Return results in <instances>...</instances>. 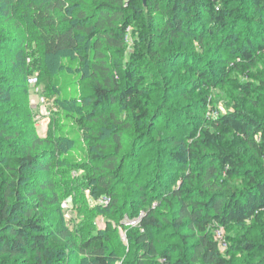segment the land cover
Masks as SVG:
<instances>
[{
  "label": "trees",
  "instance_id": "1",
  "mask_svg": "<svg viewBox=\"0 0 264 264\" xmlns=\"http://www.w3.org/2000/svg\"><path fill=\"white\" fill-rule=\"evenodd\" d=\"M151 1L156 55L166 42L192 31L200 43L208 36L215 37L218 49L227 45L234 47L232 68H218L217 71L214 64L210 67L215 68L213 72L203 69L194 72L191 68L188 89L195 93L202 87L200 82L210 81L211 73L217 72L223 89L230 93L231 110L218 117H208L204 112L207 100L201 98L200 112L191 116L198 120L199 132L192 129L180 137L172 135L171 122L165 120L164 129L169 135L158 134L149 142L159 145L157 155L150 161L144 157L139 163L133 158L129 160L127 132L131 131L134 136L132 148L137 145V138L145 137L142 133L146 129L150 131L151 104L144 101L140 86L144 78L140 76L136 81L132 70L139 54L133 56L127 69L122 67L127 55L128 29L132 26L133 32L141 34L147 25L144 0H78L77 3L35 0L29 5L31 25L44 54H79L65 61V70L55 78L54 86L65 94V102L71 97L77 100L75 96L82 93L79 87L84 78L82 70L91 72L88 84L92 87L93 101L88 116L98 113L96 117L90 116L92 122L108 125L110 136L106 138L96 128H90L89 134L86 119L68 113L62 119L67 125L58 124L55 140L36 139L33 145L35 148L54 146L61 140L78 146L79 153L74 154L73 160L94 165L95 177L90 182L97 201L102 197H115L116 187L122 183V174L126 171L134 176L139 164L157 165L158 168L152 170L155 177L145 174L146 183L140 185L138 171L135 183L140 188L141 202L155 201L165 211L144 207L140 225L127 228V244L135 253L132 260H124L123 264H229L228 257L232 253L247 256L258 248L250 239V233L264 226V168L258 171L242 158L246 151L250 152L264 167V70L260 68V61L264 60V0H249L263 37L259 44L241 37L229 43L233 25L239 20L240 0ZM0 3L6 6V12L15 10L13 0H0ZM8 48L0 34V68ZM230 82L235 83L232 89ZM3 92L4 88L0 87L1 97ZM116 107L120 108V115L117 111L114 113ZM2 135L0 131V264H63L65 251H77L86 264L119 262L122 256L107 253L102 234H92L79 241L60 215L51 231L44 226L39 216L40 206L24 199L25 189L28 176L38 164L48 173L58 166L59 156L51 151L48 162L39 163L40 155L30 151L23 155L15 153L13 145ZM148 147H140L133 157L145 156ZM163 182H179L180 185L167 190L169 185L164 187ZM158 186L161 189L155 193L150 191ZM52 190L54 192L53 187ZM147 190L149 194L145 193ZM161 191L169 193L171 198L164 200ZM38 198L43 199L42 195ZM114 209L119 213L117 207ZM56 210L60 212L59 206ZM164 217L165 224L162 223ZM235 228L247 230L239 239H233L223 252L214 231L227 229L232 232ZM168 229H171L172 241L169 242L172 243L160 240V235ZM106 230L114 232L111 223H107ZM260 250L264 251V246ZM260 259L258 264H264V256ZM19 260L21 262L17 263Z\"/></svg>",
  "mask_w": 264,
  "mask_h": 264
},
{
  "label": "rangeland",
  "instance_id": "2",
  "mask_svg": "<svg viewBox=\"0 0 264 264\" xmlns=\"http://www.w3.org/2000/svg\"><path fill=\"white\" fill-rule=\"evenodd\" d=\"M34 2L35 0H13L15 10L11 12H6V6L0 3V34L4 36L9 46L5 52L4 65L0 68V87L5 90L3 97L0 96V131L3 133L2 138L8 144L13 145L15 153L23 155L30 151L34 155H40L39 163L41 161L47 163L49 160L47 157L51 151L59 156L58 166L48 173L38 164L32 175L28 176V184L25 189L24 199L36 207L40 206L39 216L42 217L44 226L51 231L60 215L63 217L66 227L75 234L79 241L88 239L92 234H102L106 239L107 253L122 256L121 260L115 264H123L122 261L124 260L125 262L132 260L135 253L133 252L134 249L127 244V240L121 239L123 232L127 230V224L125 223L141 216L144 207L151 208L152 206L158 211H165L163 207H158L155 201H149L146 204L141 202L138 193L140 188L135 183V179L137 180L135 174H138V171H140L141 177L137 182L141 185L146 183L145 174H151L155 177L153 172L158 167L154 163L147 166V162H145L139 164L140 169L135 168L134 176H130L129 171H126L122 174V183L116 187L115 197L111 196L106 202L97 201L93 195L95 189L90 182V179L95 177L94 165L86 163L87 161L77 162L73 160L74 154L79 153L78 146L75 145V147L70 142L59 140L56 141L54 146L39 145L37 148L34 147L33 144L36 139L51 142L55 140L54 134L57 131L58 124L61 123V126L67 125V122L62 119L68 113L77 117H84L86 124H88L87 128L89 129L87 131L89 134L90 128H96L106 138L110 136L108 125H104L102 122L98 124L92 122L90 116L96 117L98 113L88 116V113L92 112L93 101L91 98L92 87L88 84L92 78L91 72L87 73L86 69L82 70L84 78L79 85L82 93L75 96V98H78L77 100L71 99L73 98L71 97L65 102V94H61V90L54 86L55 78L62 70H65L63 68L65 61L76 58L79 54L72 52L56 56H46L44 54L43 47L39 45L36 38V30L31 25L29 5ZM67 2L77 3L78 0H67ZM240 3L242 7L239 20L233 25L234 32L229 43L241 37L259 44L263 41V37L251 2L240 0ZM143 4L146 10L144 17L147 20L146 28L139 34L133 32V27L130 26L125 37L127 55L122 60V67L127 69L133 60V56L139 54V57L135 60V68L132 67V70L135 73L134 78L136 81L140 79V76L144 78L140 85L144 101L151 104L150 131L146 129L142 133L145 134V137L136 139L137 145L132 147H135L133 150L130 147L134 141V136L131 131L127 132L129 134V146L126 155L130 157L129 160L134 159L135 163L141 162L144 157L147 159L146 161H150V158L157 155L159 149H156L159 145L149 142L154 140L158 134L163 137L169 135L164 129L165 120H167V123L171 122L170 128H173V131L170 134L172 135L180 137L183 132L192 129L194 132H199V129L197 130L198 120L191 116L196 111V113L200 112L199 109L202 107L203 102L201 98L207 100L208 107L204 109V112L208 117H218L221 114H227L231 110L230 93H226L223 89L220 83L221 78L217 72L211 73L210 81L200 82L202 87L196 89L195 93L189 92L188 89L191 85V68L194 69V72L202 69L210 72L215 68L218 71V68H232L234 62L233 46L227 45L223 49L221 47L218 49L215 37L210 39L207 38L208 36L204 43H200L193 31L182 35L178 39L166 42L159 50L160 54L156 55L154 52L157 47V39L152 35L154 34L153 31H156L151 17L153 11L152 1L145 0ZM137 45H139V48H137ZM257 56L259 57L258 54ZM260 62V68L264 70V60L261 59ZM211 64H214V69L210 68ZM35 74L39 76L40 82L38 86L31 88L28 86L27 80L29 76ZM244 79L242 78L243 81ZM230 84L232 89V84L235 83L230 82ZM41 97L45 98L44 103L41 102ZM247 109L254 111L251 107H247ZM115 111L120 115L119 107H116L114 113ZM257 114L260 113L257 112ZM85 142L86 140L83 139L82 143L85 144ZM144 145H149L146 155L142 154L137 159L133 157L135 151ZM232 151L236 152L234 148H232ZM242 158L258 171L263 170V163L259 162V159L252 153L246 151ZM129 162L131 163V161ZM127 164L129 166V163ZM166 169L162 168L164 171ZM172 171L178 173L176 170ZM172 183L163 182L164 187L169 185L166 188L167 190H172L180 185L179 182ZM43 184L48 185V188H45ZM52 187L54 192H52ZM158 188L161 189L158 186L153 187L150 191L155 193ZM162 191L161 194L164 200L170 197L169 193ZM29 192L33 193L29 194ZM145 193L149 194V190ZM38 195H42L43 199L40 200ZM57 206H59L60 212L56 210ZM116 207L117 210L119 209V213L115 212L114 208ZM107 223H111L114 232L110 233L106 230ZM162 223L165 224V217L162 218ZM245 230L235 228L232 229V232H228L227 229H217L214 234L224 252L229 248V243L233 239H239L245 233ZM170 232L171 229L164 231L160 235V240L172 241L170 240ZM250 239L253 243H256L258 248L247 256H238L232 253L228 257L229 264H258L260 262V258L264 256V251L260 250V247L264 246V226L252 230ZM63 257V264H86L85 258L80 256L77 251H65Z\"/></svg>",
  "mask_w": 264,
  "mask_h": 264
},
{
  "label": "built area",
  "instance_id": "3",
  "mask_svg": "<svg viewBox=\"0 0 264 264\" xmlns=\"http://www.w3.org/2000/svg\"><path fill=\"white\" fill-rule=\"evenodd\" d=\"M28 86L31 88H35L36 86H38L40 79L39 76L37 74L29 76L28 80ZM41 102L44 103L45 102V98L41 97ZM109 198L107 197H102V199L100 201H108ZM143 217V214H141V216H138L135 220H130L129 222L125 223L127 224V228H135L138 227L140 225L141 219ZM124 223V222H123ZM127 231L123 232L122 234V239H124V241L127 240Z\"/></svg>",
  "mask_w": 264,
  "mask_h": 264
},
{
  "label": "water",
  "instance_id": "4",
  "mask_svg": "<svg viewBox=\"0 0 264 264\" xmlns=\"http://www.w3.org/2000/svg\"><path fill=\"white\" fill-rule=\"evenodd\" d=\"M144 3H145V0H144Z\"/></svg>",
  "mask_w": 264,
  "mask_h": 264
}]
</instances>
